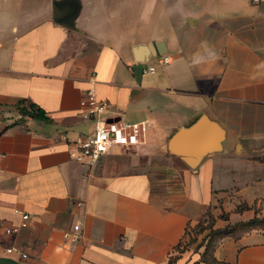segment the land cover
I'll return each instance as SVG.
<instances>
[{"label": "crops", "instance_id": "crops-1", "mask_svg": "<svg viewBox=\"0 0 264 264\" xmlns=\"http://www.w3.org/2000/svg\"><path fill=\"white\" fill-rule=\"evenodd\" d=\"M90 88L137 142L88 166L69 143L93 127L79 109ZM20 103L43 118L22 117ZM202 115L224 139L192 167L167 143ZM209 217L231 232L204 255L209 238L177 253ZM254 219L264 222V0H0V257L264 264V225L244 227Z\"/></svg>", "mask_w": 264, "mask_h": 264}, {"label": "built area", "instance_id": "built-area-1", "mask_svg": "<svg viewBox=\"0 0 264 264\" xmlns=\"http://www.w3.org/2000/svg\"><path fill=\"white\" fill-rule=\"evenodd\" d=\"M258 3L259 0H252ZM170 58L163 56L158 59L157 63L164 66L169 63ZM148 73L155 71L154 67L146 69ZM107 103L97 98L95 91L90 88L85 92L84 97L79 102V109L83 119L92 121L93 127L90 133L84 138L69 143V157L72 161L88 166L93 165L99 157L104 155L112 146H129L137 142L136 134L133 127L120 122H115L106 118ZM17 213L21 216V228L28 226L31 221V215L26 213ZM17 228L6 229V234L16 233ZM74 232L79 231V225H74ZM68 238V234H64ZM6 254H21L20 249L10 247L5 249Z\"/></svg>", "mask_w": 264, "mask_h": 264}, {"label": "water", "instance_id": "water-1", "mask_svg": "<svg viewBox=\"0 0 264 264\" xmlns=\"http://www.w3.org/2000/svg\"><path fill=\"white\" fill-rule=\"evenodd\" d=\"M223 139V129L216 122L202 115L190 126L177 130L170 137L167 149L193 167L205 155L219 151ZM0 264L19 263L8 257H0Z\"/></svg>", "mask_w": 264, "mask_h": 264}, {"label": "rangeland", "instance_id": "rangeland-1", "mask_svg": "<svg viewBox=\"0 0 264 264\" xmlns=\"http://www.w3.org/2000/svg\"><path fill=\"white\" fill-rule=\"evenodd\" d=\"M156 66V63L154 64ZM215 224L214 218H207L204 219L203 222H201L197 228L191 233H189L188 237L186 238L184 244L181 246V248L177 249L179 254H183L185 250H188L189 248H194L193 245L199 246V243L201 245H204L206 240L208 239V245L207 247H212L213 241L217 239L216 232L212 229V226ZM192 246V247H191Z\"/></svg>", "mask_w": 264, "mask_h": 264}, {"label": "trees", "instance_id": "trees-1", "mask_svg": "<svg viewBox=\"0 0 264 264\" xmlns=\"http://www.w3.org/2000/svg\"><path fill=\"white\" fill-rule=\"evenodd\" d=\"M23 104L24 103H20L19 108H18L22 117L27 116V117L35 119V120H41L43 118V115H42V112L40 111V109L35 107L33 104H29L27 107H23ZM259 224L264 225V222H260V221H257L256 219H254V220L246 223L244 225V227L250 228L253 226H258ZM214 232H216V236L218 238L220 236H224V235L229 234L231 231L229 229H223V230H216ZM207 245H208V243H207ZM207 245H206V249H205V252L203 253V255L208 253V251H209V248L207 247Z\"/></svg>", "mask_w": 264, "mask_h": 264}]
</instances>
